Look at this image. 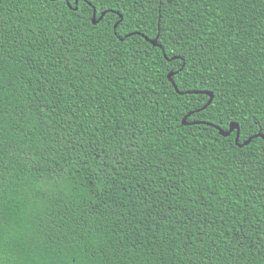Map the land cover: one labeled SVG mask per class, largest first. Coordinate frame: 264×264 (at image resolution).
<instances>
[{
    "label": "trees",
    "instance_id": "trees-1",
    "mask_svg": "<svg viewBox=\"0 0 264 264\" xmlns=\"http://www.w3.org/2000/svg\"><path fill=\"white\" fill-rule=\"evenodd\" d=\"M231 122L264 134V0H0V264H264Z\"/></svg>",
    "mask_w": 264,
    "mask_h": 264
},
{
    "label": "water",
    "instance_id": "water-1",
    "mask_svg": "<svg viewBox=\"0 0 264 264\" xmlns=\"http://www.w3.org/2000/svg\"><path fill=\"white\" fill-rule=\"evenodd\" d=\"M77 1H78V0H75V4H77ZM67 4H68V6H69L70 8H72V7L70 6V4H69L68 1H67ZM73 9L76 10V9H77V6H74ZM105 13H106V11H103V12H101L100 15L97 17V16H96V9H95V7L93 6V14H92V18H91L92 23H93V24H96L98 21H100V20L103 18V16H104ZM122 18H123L122 14H119V20L114 24V29L117 27L118 23L122 20ZM134 34H138V35L143 36V37L145 38V40L149 41L150 44H151L152 46L159 47V48H161V49L163 50V47L158 43L159 31H158V33L156 34V36L153 37V38H149V37L145 36L144 34H142V33H140V32H137V31L132 32V33H128V34H126L124 37H126V36H130V35H134ZM124 37H123V38H120V39L123 40ZM163 55H164V57H165L167 60H169V61L172 60V59H177V58H179V56H172V57L169 58V57H167V55H166L165 52H163ZM174 74H175V72L171 71V72H169V73L167 74V76H168L169 80H171V83H172L174 89H175L176 92H178L179 94H183V93H187V94H190V93H204V94H206V95L209 96L207 102H206V103H205L200 109H198V110H196V111H199V110H201V109L206 108V107L211 103L212 98H213V93H212L211 91H208V90H203V91H200V90H193V91H186V92L180 91V90L177 88L175 82L172 81V76H173ZM191 113H192V112H189V113H187L185 116H183L182 121H181V123H182L183 125H186V124H196V123H201V121H196V120H195V121H187V117H188ZM205 123H206V122H205ZM208 124L211 125V126H214V127L218 130L219 134L222 135V136H229L233 131H235V139H234V141H235V144H236L237 146H240V147L249 144V143L251 142L252 138H255V137H261V138L264 140V134L258 132V133H256V134H254L253 136H250V137H249L248 139H246L245 141H243V142L240 143V142H239L240 126H239V123H237V122H231V123L229 124V127H228L226 130H225V129H222V128L218 127V126H215V125H213V124H210V123H208Z\"/></svg>",
    "mask_w": 264,
    "mask_h": 264
}]
</instances>
